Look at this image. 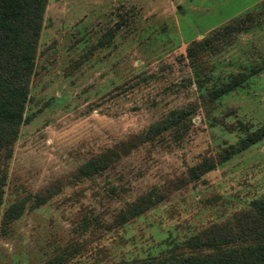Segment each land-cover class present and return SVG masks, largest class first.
Returning a JSON list of instances; mask_svg holds the SVG:
<instances>
[{
	"label": "rangeland",
	"instance_id": "obj_1",
	"mask_svg": "<svg viewBox=\"0 0 264 264\" xmlns=\"http://www.w3.org/2000/svg\"><path fill=\"white\" fill-rule=\"evenodd\" d=\"M237 73L249 77L209 99ZM182 108L192 112L180 139L167 132L99 174L76 177L92 156ZM24 117L0 212L27 203L19 219L0 226V264H42L65 251L61 264L159 255L264 195L263 136L113 224L125 202L264 126V0H48Z\"/></svg>",
	"mask_w": 264,
	"mask_h": 264
},
{
	"label": "trees",
	"instance_id": "obj_2",
	"mask_svg": "<svg viewBox=\"0 0 264 264\" xmlns=\"http://www.w3.org/2000/svg\"><path fill=\"white\" fill-rule=\"evenodd\" d=\"M47 1L0 0V210L19 127L29 121L24 117V112ZM209 41L210 39H206L194 43L187 49V54L192 56ZM248 77L245 73L232 75L228 81L208 92L209 99L214 100L228 93ZM191 110H172L138 134H133L112 148L92 156L77 168L76 177L85 178L99 174L114 166L131 151L153 143L167 132L175 139H180L187 131ZM263 136L264 126L258 133L242 139L238 146L224 149L215 160L205 158L189 167L183 176L170 180L162 187H153L125 202L113 219L114 226H120L148 211L172 191L198 179L218 163L226 161ZM53 194L37 193L31 207H38ZM26 203V197L10 203L0 212V226L4 228L19 219L24 213ZM74 252L75 250L70 251V254ZM62 254L42 264H61L69 253L65 251ZM125 264H264V195L253 201L248 209L238 211L222 222L204 227L159 255L135 259Z\"/></svg>",
	"mask_w": 264,
	"mask_h": 264
}]
</instances>
